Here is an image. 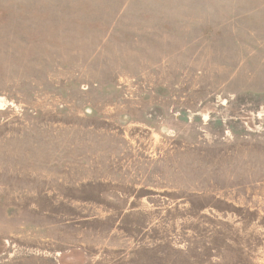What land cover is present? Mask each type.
<instances>
[{"label": "rangeland", "instance_id": "obj_1", "mask_svg": "<svg viewBox=\"0 0 264 264\" xmlns=\"http://www.w3.org/2000/svg\"><path fill=\"white\" fill-rule=\"evenodd\" d=\"M0 264H264V0H0Z\"/></svg>", "mask_w": 264, "mask_h": 264}]
</instances>
